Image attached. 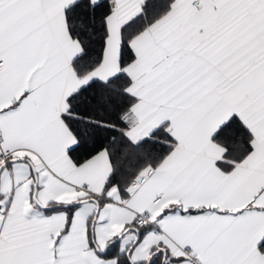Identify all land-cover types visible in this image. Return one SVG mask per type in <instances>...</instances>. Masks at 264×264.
Segmentation results:
<instances>
[{
    "label": "snow or ice",
    "instance_id": "1",
    "mask_svg": "<svg viewBox=\"0 0 264 264\" xmlns=\"http://www.w3.org/2000/svg\"><path fill=\"white\" fill-rule=\"evenodd\" d=\"M0 264H264V0H0Z\"/></svg>",
    "mask_w": 264,
    "mask_h": 264
}]
</instances>
